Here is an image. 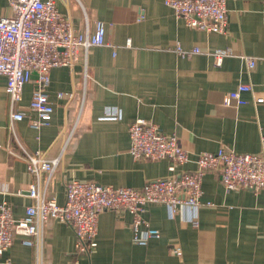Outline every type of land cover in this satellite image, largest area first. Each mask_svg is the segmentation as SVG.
I'll return each instance as SVG.
<instances>
[{
	"label": "crops",
	"instance_id": "obj_1",
	"mask_svg": "<svg viewBox=\"0 0 264 264\" xmlns=\"http://www.w3.org/2000/svg\"><path fill=\"white\" fill-rule=\"evenodd\" d=\"M57 4L79 32L92 34L95 20H104L107 44L92 47L85 61L52 68L54 112L41 129L30 126L38 117L30 107L33 82L15 104L26 115L11 127L12 101L0 74V202L11 205L16 219L33 202V185L63 203L71 180L138 188L196 168L193 160L172 171L169 159L134 157L129 128L140 118L175 134L192 158L221 147L264 153V101H254L264 97V0H227L226 32L188 26L164 0ZM10 14V0H0V17ZM177 44L202 52L183 57ZM216 49L231 51L220 65L210 53ZM245 56L256 58L252 69ZM247 82L253 86L243 93L247 103L224 104L227 92ZM23 148L61 155L50 179L46 172L29 173ZM201 202L197 210L180 205L175 216L166 204H150L145 218L159 236L146 245L135 242L129 211L104 210L91 255L78 252L67 222H39L34 244L15 234L0 264H264V188L228 190L220 172L209 170Z\"/></svg>",
	"mask_w": 264,
	"mask_h": 264
},
{
	"label": "built area",
	"instance_id": "obj_2",
	"mask_svg": "<svg viewBox=\"0 0 264 264\" xmlns=\"http://www.w3.org/2000/svg\"><path fill=\"white\" fill-rule=\"evenodd\" d=\"M12 14L0 17V74L7 77L6 90L12 101L11 127L25 117V111L15 104L22 99L24 87L33 82L30 107L38 114L30 126L41 129L52 119L54 105L50 99L51 70L58 66H73L87 60L90 49L106 45V23L95 20V31L79 32L69 15L58 7L57 0H10ZM178 18L194 28L212 32H226L228 26L227 0H164ZM181 56L201 53L199 47H175ZM221 64L231 54L229 49L210 52ZM248 68L256 65V58L245 56ZM244 92H253L250 82L240 83L224 96L226 105H242L248 102ZM63 96V93L59 94ZM256 104L263 96H254ZM131 146L129 152L136 158L169 159L170 169L190 161L196 163L194 170H184L147 182L142 187H126L101 184L94 180H71L66 183V199L59 203L48 198L46 190L33 185L30 195L33 202L26 214L16 219L11 205L0 202V255L14 242L15 234L24 236L23 243L33 245V236L39 233V222L56 219L67 222L74 229L76 248L82 254L91 255L98 245L99 216L104 210H127L133 215L132 231L138 244L146 245L151 238L159 236V230L145 218L150 204L162 203L175 216L180 205L195 210L201 205L203 178L207 171L220 172L221 181L228 190L264 188V153L238 152L221 147L217 151L200 152L195 158L183 147L175 134H166L147 119H137L129 128ZM22 157L31 175L44 172L50 179L57 170L61 155L48 157L38 150L23 148ZM197 224L196 216L193 218ZM144 227V229H143ZM179 253V250H176Z\"/></svg>",
	"mask_w": 264,
	"mask_h": 264
}]
</instances>
